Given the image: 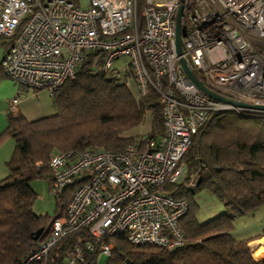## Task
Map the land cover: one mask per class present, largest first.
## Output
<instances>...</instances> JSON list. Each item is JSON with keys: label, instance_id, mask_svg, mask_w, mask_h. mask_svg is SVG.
Segmentation results:
<instances>
[{"label": "built area", "instance_id": "built-area-1", "mask_svg": "<svg viewBox=\"0 0 264 264\" xmlns=\"http://www.w3.org/2000/svg\"><path fill=\"white\" fill-rule=\"evenodd\" d=\"M0 0V37L9 43L0 61L16 89L8 113L17 115L20 93L49 96L73 77L92 50L101 68L126 74L138 97L161 103L163 130L134 138L122 151L90 147L54 152L48 191L70 188L65 214L52 220L50 235L19 264L45 260L59 239L86 228L92 242L76 245L66 264H79L98 244L101 259L112 243L103 235L124 234L133 244L174 249L186 243L178 221L186 199L166 185L184 180L180 163L191 137L214 111L264 116V0ZM179 17L181 54L175 50ZM126 57L121 69L115 62ZM184 58L198 79L226 101L201 91L186 75ZM123 59V58H122ZM188 186H194L190 179Z\"/></svg>", "mask_w": 264, "mask_h": 264}, {"label": "trees", "instance_id": "trees-1", "mask_svg": "<svg viewBox=\"0 0 264 264\" xmlns=\"http://www.w3.org/2000/svg\"><path fill=\"white\" fill-rule=\"evenodd\" d=\"M141 2L137 0L138 9ZM101 55L98 50L87 52L73 77L50 96L54 113L34 120L8 113L0 140L10 136L14 147L5 162L8 173L0 179V264L21 263L50 235L52 220L65 214L70 188L54 197L52 216L33 210L37 193L31 182L50 180L52 153L90 147L122 151L134 138L121 132L138 124L147 112L152 122L147 136L163 130L158 95L135 98L120 77L101 70ZM180 163L185 167L184 180L166 185V190L188 203L178 221L186 243L166 249L130 243L120 233L103 235L99 243H112L110 256L98 263L95 244L92 251H84L79 264H264L254 259L247 240H237L231 233L235 218L264 206V116L212 112L192 135ZM190 179L194 186L186 185ZM198 189L208 190L223 203L222 211L206 221L196 216ZM39 228L42 231L34 239ZM87 242L92 238L80 228L59 239L45 263L30 264H66L73 247Z\"/></svg>", "mask_w": 264, "mask_h": 264}, {"label": "crops", "instance_id": "crops-1", "mask_svg": "<svg viewBox=\"0 0 264 264\" xmlns=\"http://www.w3.org/2000/svg\"><path fill=\"white\" fill-rule=\"evenodd\" d=\"M9 43L7 37H0V61L3 57L4 49ZM16 95V89L13 81L6 77L0 69V133L7 125L8 106L12 98ZM55 105L49 94L44 90L23 91L20 93V101L17 105V115H21L27 120H34L55 112ZM150 114V113H149ZM150 123L151 122V116ZM14 147V140L10 136H5L0 140V179L8 173L5 162L10 157ZM48 195H51L48 191ZM38 195V194H37ZM42 199V195L38 196ZM223 207H220V209ZM217 210V211H220ZM233 237L237 240H247L248 246L254 259L255 254L259 255L258 262L264 261V206H260L253 212L239 216L233 221L231 231ZM98 257V263H101Z\"/></svg>", "mask_w": 264, "mask_h": 264}, {"label": "rangeland", "instance_id": "rangeland-1", "mask_svg": "<svg viewBox=\"0 0 264 264\" xmlns=\"http://www.w3.org/2000/svg\"><path fill=\"white\" fill-rule=\"evenodd\" d=\"M125 58L126 57L123 56V57H121V59L117 60L115 62V66L121 69L122 68L121 65H122L123 61H125V62L127 61V60H124ZM124 64L125 63H123V66H124ZM100 68H101V65H100ZM101 70H102V68H101ZM104 72H106V71H104ZM117 76L121 78V81L126 86L132 88L133 96L135 98H137L138 95L136 92V88H135V85L132 82L131 78H129L128 75L122 74V73L117 74ZM54 110H56V108ZM149 117H150V114H149V112H147L145 114V116L143 117V119L141 121H139L138 124H136L135 126H133L131 128L124 130L123 132H121V135L124 137H133V138H137V137H140L142 135H150V133L152 132V127H151ZM157 132H159V131H157ZM47 185H48V180H46V179H41V180L35 179L31 182V186L33 187V189L38 194L37 199H36L35 203L33 204V210L38 214L48 213L49 216H52L54 209H55V200H54L55 198L52 194L48 195ZM39 195H42V199H40L38 197ZM194 197H195V202H196L197 207H198V210L196 212V216H197V219L199 221H206V220L212 218L213 216L217 215L218 213H220L222 211V208L220 209V207H223V203L218 198H216V196H214L211 192H209L208 190L198 189L196 191ZM219 209H220V211H217ZM254 256L256 257V260H257V258H259L258 254H255ZM105 260L106 259H103L102 263ZM43 262L45 263L46 259L43 260Z\"/></svg>", "mask_w": 264, "mask_h": 264}, {"label": "water", "instance_id": "water-1", "mask_svg": "<svg viewBox=\"0 0 264 264\" xmlns=\"http://www.w3.org/2000/svg\"><path fill=\"white\" fill-rule=\"evenodd\" d=\"M180 12H181V6H179L177 13H176V24H175V50L177 54H181V32H180V23H179V17H180ZM180 64L182 65L186 75L188 78L204 93L208 94L211 97H214L216 99L226 101L225 98L213 93L210 91L202 82L200 79L196 77V75L193 73V71L190 69L189 65L187 64L186 60L184 58L179 59ZM254 109L257 110H264V106H255L253 107ZM199 177L196 178V185L199 182ZM42 229L39 228L34 232L33 238L36 239L40 235ZM102 260V259H101Z\"/></svg>", "mask_w": 264, "mask_h": 264}]
</instances>
